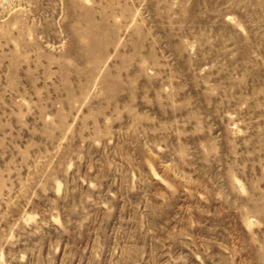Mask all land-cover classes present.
Instances as JSON below:
<instances>
[{"label": "rangeland", "instance_id": "rangeland-1", "mask_svg": "<svg viewBox=\"0 0 264 264\" xmlns=\"http://www.w3.org/2000/svg\"><path fill=\"white\" fill-rule=\"evenodd\" d=\"M0 264H264V0H0Z\"/></svg>", "mask_w": 264, "mask_h": 264}]
</instances>
